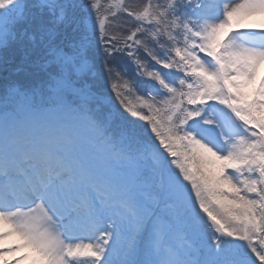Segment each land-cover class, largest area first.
Here are the masks:
<instances>
[{"label":"snow or ice","instance_id":"6c2138e0","mask_svg":"<svg viewBox=\"0 0 264 264\" xmlns=\"http://www.w3.org/2000/svg\"><path fill=\"white\" fill-rule=\"evenodd\" d=\"M0 264H264V0H0Z\"/></svg>","mask_w":264,"mask_h":264}]
</instances>
